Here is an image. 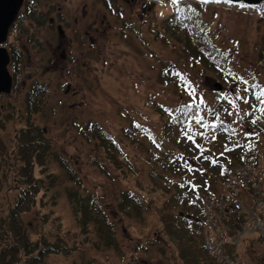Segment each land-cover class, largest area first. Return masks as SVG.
Returning <instances> with one entry per match:
<instances>
[{
    "label": "rangeland",
    "instance_id": "1",
    "mask_svg": "<svg viewBox=\"0 0 264 264\" xmlns=\"http://www.w3.org/2000/svg\"><path fill=\"white\" fill-rule=\"evenodd\" d=\"M44 1L40 0L38 7L49 16ZM60 7L68 18L63 26L65 34L72 38L62 40L71 56L69 60L64 62L60 56L57 50L60 38L46 24L40 27L27 22L17 24L6 46L21 61L8 68L14 80L11 95L0 96L1 116L5 120L0 126V206L6 208V200L17 194L13 175L8 172L14 161L16 134L28 124L40 127L52 154L46 156L44 165L34 166L33 176L40 181L41 189L22 219L34 241L60 239L73 250L69 254L51 255L46 264H128L133 253L134 264H181L174 246L160 233L156 212L145 208L140 217L129 219L117 214V203L127 191L140 195L148 208V196L155 198L157 204L161 202L159 193L152 192L155 188L149 189L150 175L158 172L157 159L165 150L164 119L160 111L172 112L187 102L196 108V115L187 126L185 143L190 145L189 134L192 139L195 137L199 158L194 150L192 160L198 159L203 171L188 175L192 186L187 190L189 196H193L199 185L207 188L201 190L199 202L207 199L206 193L213 190L218 196L222 182L220 167L210 163L226 161V157L236 161L238 152L230 148L244 142L246 137L254 139L255 150L262 154L263 168L264 17L209 7L213 11H208L205 19L209 22L210 35L219 48L231 53L229 68L236 75V80L223 82L211 72L200 73L202 70L165 36H155L159 30L155 28L157 22L170 11L167 3L64 0ZM84 8L88 11L86 18L82 16ZM54 12L52 9L51 16ZM77 18L82 20L75 25ZM77 30L96 33L93 39L97 44L93 41L91 48ZM170 69L185 73L186 77L183 76L181 83H171L172 79L166 75ZM215 83L223 86L221 91L215 90ZM28 93L37 95L34 103L38 110L29 116L25 114ZM251 95L256 97L257 104H250ZM233 105L235 109H227ZM250 110L258 111L261 119L250 120ZM219 122L234 132L227 141L223 131L215 130L212 133L215 136H209L207 130ZM98 130L114 140L119 159L133 168L129 170L134 172L127 170V178L106 161L102 142L96 135ZM58 154L79 182L67 177V171L55 156ZM263 189L264 185L256 186L254 193L261 198ZM70 190L95 197L101 203L114 222L119 248H100L94 233L87 238L81 235L67 199ZM185 212L197 216L198 208L186 206ZM218 213L219 209L213 211L215 216ZM232 217L240 223L237 228L227 229L220 224L213 227L220 228L225 241L236 246L231 250L238 256L229 264H260L264 255H259L261 249L255 243L264 239V226L258 227L250 210L235 208ZM175 241L186 243L176 238Z\"/></svg>",
    "mask_w": 264,
    "mask_h": 264
},
{
    "label": "trees",
    "instance_id": "2",
    "mask_svg": "<svg viewBox=\"0 0 264 264\" xmlns=\"http://www.w3.org/2000/svg\"><path fill=\"white\" fill-rule=\"evenodd\" d=\"M167 4L170 11L164 14L165 18L160 23L157 22L155 28L159 30L155 32V36H165L173 46L178 45L179 50L191 60L192 64L202 70L200 73L211 72L223 82L236 80L235 73L229 68L231 53L219 48L212 40L209 32V22L205 19V14L208 11H213V9L194 3ZM33 12L35 10L32 8L28 12L29 22L35 21L37 18L32 14ZM44 21L45 19H42L31 23V25H41ZM14 28L15 25L12 29L14 30ZM12 59L13 65H17L21 61L14 51ZM172 70L170 69L166 73L172 79L171 83L177 81L181 83L183 76L186 77L185 73L181 74L179 71ZM36 96L33 97L32 93H28L25 101V114L28 116L38 111L34 103V99H37ZM249 102L250 104H257L256 97L251 95ZM230 108L235 109L236 107L235 105L227 107V109ZM17 112L18 110L15 114ZM1 113L2 109L0 108V126H3L5 120ZM248 114L250 120L261 119V114L258 111L250 110ZM160 115L164 119L163 146L165 150L161 152V157L158 156L157 159L158 172L150 175L149 189L155 188L152 192L157 191L159 193L158 199L161 202L157 204L155 198L148 196V208L140 195L127 191L121 194L116 206L118 213H116L132 219L140 217L146 211L145 208L153 210L156 212L158 221L161 224L160 233L166 238L168 244L174 246L176 256L181 264H219L205 253L200 237V225L195 218L189 219L187 217L189 214L185 212L186 206L188 209L191 208L190 202L194 199L186 193L191 184L189 181L184 182V177L190 171L188 161H192V157H194L192 153H196L194 150L198 152L195 137L192 139V134L188 135L190 145L185 143V137L187 136V126L193 123L196 108L190 102H187L172 112L161 110ZM225 128L226 125L219 122L216 125H211L207 131L210 133V137L214 136L212 133L215 130L223 131L224 139L227 141L234 132ZM96 135L98 140L102 142L100 146L103 148L102 152L106 161L124 178H127L129 174L127 170L133 168L129 165L125 166L119 159L118 147L115 145L114 140L99 130L96 131ZM15 140L14 161L10 164L11 166L9 165L8 172L10 171L13 175V183L17 194L12 200L9 198L6 200V208L0 206V264H46V259L51 255L69 254L73 251L67 247L68 244L64 240L49 241L41 238L34 241L26 230V224L22 219V214L29 211L34 205L40 192V181L34 178L33 169L36 164L44 165L46 156L49 157L52 154L49 151L50 143L40 127L29 124L19 130ZM255 148L254 139L245 145H243V142L238 143L236 146L232 145L231 150L238 152L235 154L237 161L231 158H227L226 161H231V163L248 162L257 165L259 163L258 153ZM55 156L67 171V177L73 182H79L78 177L64 163L62 156L59 154ZM15 161L20 164L18 165ZM229 170L230 162L229 166L220 164L219 178L222 179ZM129 171L134 172V170ZM179 175L183 176L178 178ZM1 186L0 180V190ZM67 196L81 235L83 234L87 238L88 235L94 233L97 240L96 244L100 248L107 250L119 248L118 232L101 203L95 197L83 196L77 190H70ZM198 196L199 193L194 191V197L197 198ZM174 237L186 243L176 242ZM141 246L144 247V245ZM135 261L136 257L133 253L128 264H134Z\"/></svg>",
    "mask_w": 264,
    "mask_h": 264
},
{
    "label": "water",
    "instance_id": "3",
    "mask_svg": "<svg viewBox=\"0 0 264 264\" xmlns=\"http://www.w3.org/2000/svg\"><path fill=\"white\" fill-rule=\"evenodd\" d=\"M153 2H171L175 5L181 4H199L208 7H221L231 9L243 13L256 14L264 17V0H151ZM23 0H0V93L10 94L12 79L7 70V66L10 62V58L7 50L1 46L5 43L8 37V31L11 24L14 22ZM214 88L216 91L222 89L221 84L215 83Z\"/></svg>",
    "mask_w": 264,
    "mask_h": 264
},
{
    "label": "flooded vegetation",
    "instance_id": "4",
    "mask_svg": "<svg viewBox=\"0 0 264 264\" xmlns=\"http://www.w3.org/2000/svg\"><path fill=\"white\" fill-rule=\"evenodd\" d=\"M63 1L64 0H45L43 2V4L46 5V8L48 9V12L50 13V15L47 16L45 14V12H43V10L38 7L40 0H23V4H22V6H21L16 18H15V21L11 25V27L8 31L7 40L5 41V43L3 45H1L5 49H7V51L9 52V55L11 56V62H13V59H12L13 51L10 50V48H7L6 46L9 44L8 40L12 34V30H13L12 27L14 25L16 26L17 24L21 26L25 22L31 24L33 22H37V21H40L42 19H45L44 23L41 25H36V26L40 27V26H43L46 24L48 27H52L55 30L57 38L58 37L60 38V44L57 46V50H59L61 52L60 56L62 57L64 62L71 58V56H69L68 53H66V47L64 46L63 41H62V40L66 41V38H68L69 40H72V38H69L68 35L65 34L66 29L63 27L65 24L68 23V18L65 15L64 9L62 7H60L62 5ZM31 8L35 10V12H33L32 14L35 15V17H37V18L35 21L29 22L28 12L31 11ZM52 9H53V11L54 10L56 11V12H54L53 16H51ZM87 15H88V11L86 8H84V10L82 12L83 18H86ZM81 20L82 19H80V18H77L76 20H74L75 25L78 24ZM94 23H95L94 25H97V20H95ZM74 26H73V29L75 28ZM19 30H21V29H19ZM76 32L81 36V38L84 41L89 42V46L91 48L94 47L93 41L95 42V40L93 39V34H96V33H88L84 30H77ZM96 32H97V28H96ZM95 44H97V43L95 42ZM97 49H99V48L96 45V50ZM260 246H261L260 253H261V255H264V241L260 242ZM260 264H264V257L262 258Z\"/></svg>",
    "mask_w": 264,
    "mask_h": 264
},
{
    "label": "snow or ice",
    "instance_id": "5",
    "mask_svg": "<svg viewBox=\"0 0 264 264\" xmlns=\"http://www.w3.org/2000/svg\"><path fill=\"white\" fill-rule=\"evenodd\" d=\"M173 2H175V0H173ZM205 2H207V0H205ZM229 2H232V0H229ZM245 91H247V89H245ZM261 97H264V92L261 93ZM240 99H244L243 97H238ZM258 99H260V97H258ZM244 102H247L246 99L244 100ZM261 102H264V100H262Z\"/></svg>",
    "mask_w": 264,
    "mask_h": 264
}]
</instances>
